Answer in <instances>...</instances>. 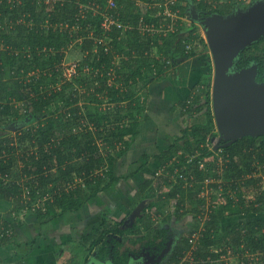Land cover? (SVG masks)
Returning <instances> with one entry per match:
<instances>
[{
  "label": "trees",
  "instance_id": "obj_1",
  "mask_svg": "<svg viewBox=\"0 0 264 264\" xmlns=\"http://www.w3.org/2000/svg\"><path fill=\"white\" fill-rule=\"evenodd\" d=\"M167 2L172 13L179 15L183 14L187 6V3L178 4L173 0H0V200H16L18 208L20 205L34 204L38 217L45 222L62 216L67 211H78L100 192L121 180L123 176L116 171L113 147L116 141L129 143L139 133L138 112L142 105L139 103L138 93L134 88L125 86L122 94L117 96L120 104L116 109L110 107V111H97L95 115L92 111L93 104L102 103L109 97L111 90H116L115 94L120 90L115 89L114 85L111 87L109 81L110 68L117 61H120V69L116 70V74L123 72V76L128 78L125 83L136 79V86L138 79L143 80L149 73H154L161 62L158 55L165 54L164 62L168 61L175 66L179 57L197 54V48H191L187 44V34L195 33L194 25L185 26L178 19L172 22L173 25L177 21L180 23L176 29L161 36L152 33L150 29L140 28L142 24L161 25L165 20L175 19L167 16L161 8ZM221 2L200 0L197 7L205 15L203 17H206L215 10L224 12ZM142 12L145 14L143 19ZM106 16L107 22L111 21L106 32L110 41L97 43L94 38H89V34L93 29L97 36L103 35V30L107 31L102 24ZM9 20L12 23L11 32L6 34L3 33L6 26L2 25ZM45 21L50 25L44 26ZM196 37L200 43L207 45L200 34ZM260 40L264 41V35ZM77 44L88 56V61L93 57L91 62L98 66V70L94 74H88L90 78H86L81 84L85 88L94 82L91 92L81 91L83 88L68 90L69 86H73L74 78H62L68 49ZM205 54L208 58V74L201 77L195 85L197 89L201 85L202 88L183 102L188 112L206 107L205 111L201 118L198 115L193 116L183 132L165 148L161 158L164 163L180 151L188 153L187 150H190L186 157L197 155L191 139L185 138L190 133L200 149L218 135L212 110L214 66L210 53ZM82 101L85 104L81 105ZM60 102L64 103L63 106L54 108ZM114 114L115 118L112 117ZM122 120L123 122H119ZM13 126L15 132H12ZM67 128L69 132L66 131ZM218 146H223L221 165L224 171L220 176L230 181L227 188L238 189L242 196L243 188L250 192L262 185V176L257 175L256 171L257 163L264 164V139L260 147H257V138L251 135L241 136L231 143L229 139H221ZM194 156L190 157L191 161ZM143 157V164L132 175L147 166L150 155L143 154ZM219 158L215 160L218 166ZM199 159H196L195 168H190L191 172L189 169L185 171V166L182 165L169 170L171 173L177 169L185 171L179 174L178 188L170 192V196L175 199L178 195L184 197L189 190L185 182L192 181V176L205 179V170L200 169ZM186 161L190 163L189 157ZM57 168L60 176L56 172ZM100 169L102 172H99ZM157 178L159 185L154 184V178H150L141 184V188L149 189L150 194L155 195L158 191L154 189L158 186L159 198H162L161 192L171 182V177L163 173ZM70 185L73 186L72 189L66 190ZM211 185L218 187L216 183ZM184 201L180 199L176 202L180 217L184 215L181 212L186 204ZM240 204H243L242 199L237 206ZM229 206L226 204L225 207L214 210L210 204V218L200 235L204 239V250H194L195 260L208 258L209 261L204 264L213 263L216 256L227 254L230 250L237 258H241L249 248L253 252H262L260 259L264 264V217L221 229L225 217L230 215L227 209L236 214L253 212L264 215V192L251 202V206ZM140 221L143 222V218ZM3 225L0 223V228L3 227L4 230L2 245H5L18 232L8 221H3ZM9 229H13L12 236L6 233ZM130 231L129 228L121 229L116 224H110L106 228V233L113 232L122 236ZM148 231L155 241L157 236L152 228ZM158 233L165 236L166 230H159ZM87 236L91 244L97 245L101 258L108 256L107 243L102 238L104 233L98 235L92 231ZM185 241L186 246L189 244V235ZM213 245L221 247L217 254L212 249ZM185 246L181 245L173 254L172 261H179L186 252ZM202 253L207 254L202 257ZM117 256L118 252L115 253V257ZM121 259L118 263L123 264L128 257L125 254Z\"/></svg>",
  "mask_w": 264,
  "mask_h": 264
},
{
  "label": "rangeland",
  "instance_id": "obj_2",
  "mask_svg": "<svg viewBox=\"0 0 264 264\" xmlns=\"http://www.w3.org/2000/svg\"><path fill=\"white\" fill-rule=\"evenodd\" d=\"M199 1L185 0L183 2V0H176L178 4L187 3L183 14L178 15L174 20H165L161 25L148 26L142 24L140 26L144 30L150 29L152 33L154 32L161 36L163 33L168 35L176 29L177 24L179 25L180 23L177 21L173 25L172 22L175 20H181L185 26L194 25L195 33H192L193 35L187 34V37L189 36L187 44L191 48H197L196 55L179 57L175 66L168 61L164 62L166 59L165 54L158 55V59L161 62L156 66L154 73H149L145 78L143 77V80L138 79L136 86L134 85L136 79H131L128 83H125L128 79H126L127 76H123V72L116 74L117 69H120L118 67L120 61H117L110 68L109 81H111V87L114 85L115 89L120 90L116 94V90H111V93L108 94L109 97H106L102 103L93 104L92 111L93 115H95L97 111H110V107L116 109L120 104L117 101V96L120 93L122 94V90L126 87L134 88L138 93L139 103L141 102L142 105L138 112L140 120L139 133L131 138L129 143L116 141L113 147V154L116 157V171L123 176L121 180L114 183L109 189L100 192L78 211H67L64 216L50 219L46 221L47 223H44V219L38 217L35 210L36 205L34 204L32 206L20 205L18 208L16 200H0V223L4 226L3 221H8L18 232V235L13 239L11 238L9 243L5 245H2V233L0 234V264H120L118 261H121V256L125 254L128 257L127 261L124 262L125 264H174L175 262L171 259L173 254L179 250L181 245L185 246V242L187 243L185 239L190 234L189 232H192L191 230H194V227L201 225L197 212L204 205L203 202L211 204L214 210L223 208L226 204L230 205L229 208H233L236 206L235 203L240 202L241 199L243 204H240L237 208L251 206L254 194L251 192H243L242 196L239 193L236 194V192L227 188V184H230V181L220 176L224 171L221 165L223 146L218 145L221 140L220 137L223 135L217 127L218 124H216L218 137L206 147L204 145L201 146V149L197 147V142L191 133L185 137L191 139L194 149L198 153H196V156L191 154V156H194L192 161L190 159L191 156L186 157L190 150H187L188 153L180 151L175 156H171L167 163L161 160L164 156L165 148H168L174 142V139L183 132L190 119L196 115L200 117L206 108L199 111L194 109L188 112L186 111L187 106H184L183 103L189 99L190 95L194 94L197 89L195 85L200 78L208 74L206 52L210 53L211 62L214 66L213 68H215L213 52L210 48V38L214 35L215 30L211 25L205 23V20L209 21L210 19L203 17L199 7H197ZM221 1V8L224 12L215 10V13H213L211 11V18L222 16L228 20L229 28L236 29L246 38L245 43L232 57L226 74L228 77H232L236 73L246 71L252 74V80L256 84L264 83V41L260 40L264 35V0ZM110 4L115 6L112 2ZM150 5L151 3L149 2ZM144 16L145 14L142 12L141 19ZM167 16L171 17L172 15ZM107 18L108 16L105 17L102 23L105 27L111 22H107ZM11 24L10 20L8 23H3L2 26H6L3 33L9 34L11 32ZM43 25L49 26L50 23L45 21ZM106 32H108V29L107 31L103 30V35L100 34L103 37H101L97 36L96 31L93 29L90 31L89 38H94L97 43L109 42L110 39ZM199 34L205 39L207 45L199 42L196 37ZM95 51H97V47ZM155 51H157V48ZM162 55L165 57H162ZM91 60L88 61V56L84 54L79 44L68 49L64 60L65 70L63 71L64 74H62L63 80L74 78L73 86H69L68 90L83 88L81 91H92L91 89L95 85L94 82L85 88L81 86L86 78H90L88 74H92V72L94 74L95 70H98V66L94 65ZM122 65L126 66V63L122 62ZM83 67L85 70H83ZM125 70L128 69L126 68ZM101 72L104 73L106 71L101 70ZM74 74L76 77H72ZM213 75L215 76L214 71ZM147 98H149L148 101L146 100ZM63 104V102H60L54 108L59 105L63 106ZM80 104L83 105L85 102L82 101ZM112 117L115 118V114ZM119 122H123V120ZM66 131L69 132V129L67 128ZM12 132H15L14 126L12 127ZM247 135L257 138V147H260L264 139V131ZM259 150L261 149L259 148ZM210 151L213 153L208 154L207 152ZM143 154L150 155L147 159V166L136 175H132L143 164L145 160ZM188 157L189 164L186 161ZM197 158H200L199 162H204L205 179L202 180L192 176V181L188 180L187 183L185 182L189 190L186 191L187 193L184 197L178 195L175 199L170 196V192L178 188L180 182L179 174L188 169L191 172V169L195 168ZM217 158H219V166L215 162ZM180 165L185 166L184 170L179 171L177 169L174 173L169 171L171 168L176 166V169ZM257 166L256 174L262 176L261 184L263 185L264 164L257 163ZM56 172L58 176L61 175L58 168ZM99 172H102V169ZM163 173L169 174L171 182L161 192L162 198H159L158 186L154 189L158 191L155 195H151L149 189L143 190L141 188V184L150 178H154L156 181L154 184L159 185L157 176ZM213 183L218 184V187L211 185ZM72 187L71 185L67 186L66 190H71ZM180 199L185 200L184 202L186 203L181 209V212H184L181 217L176 206V202ZM159 209H162L163 216L167 214L172 217L168 220L165 218L160 219L163 216H158ZM227 210L228 213H232L231 209ZM153 212L157 214L155 215ZM240 214L242 215L240 216L241 219L248 217V221L247 218L243 219L247 222L259 218L253 212ZM150 215L151 217L149 218ZM139 217L143 218V222L139 221ZM240 217H234V222L241 220L239 219ZM227 222H222L223 227L221 229L226 227ZM108 223L109 225L116 224L121 229L123 225L131 231L123 236L113 232L106 233V228L109 227ZM132 225H144V232L137 233V230ZM147 225L152 228L157 236L154 244L149 243L153 239L152 234L148 236L142 235L148 234ZM0 229L3 231V227ZM162 229L167 230V235L164 236L158 233ZM92 231L98 235L104 233L102 238L107 243L109 251L108 256L105 258H101L98 255L97 245L91 244V240L87 236ZM262 233L264 232L262 231ZM8 234L12 236L13 229ZM203 240L201 236L194 244L189 242L185 246V255L191 253L193 246L202 252L204 250ZM220 248V245L212 246L215 254L220 251ZM117 252L118 256L115 257ZM202 254V257H204L207 253ZM261 257L262 252H253V250L248 248L241 258H237L235 254L227 253L225 257L216 256V261L213 263L221 264L216 262H220L222 258H225L228 260V264H263ZM225 262L223 261L222 264H226ZM184 264L193 263L192 261H186Z\"/></svg>",
  "mask_w": 264,
  "mask_h": 264
},
{
  "label": "water",
  "instance_id": "obj_3",
  "mask_svg": "<svg viewBox=\"0 0 264 264\" xmlns=\"http://www.w3.org/2000/svg\"><path fill=\"white\" fill-rule=\"evenodd\" d=\"M207 18L211 19V16ZM211 20L215 21V25H211L215 33L210 38V44L219 34L218 38L221 39L219 46L214 44L211 49L215 62L213 113L223 135L220 138L229 139L231 143L241 136L264 131V83L256 84L252 80V74L246 71L228 77L226 73L231 59L246 38L236 29L221 30L228 25V20L222 16ZM209 21L205 20V23L208 24Z\"/></svg>",
  "mask_w": 264,
  "mask_h": 264
},
{
  "label": "built area",
  "instance_id": "obj_4",
  "mask_svg": "<svg viewBox=\"0 0 264 264\" xmlns=\"http://www.w3.org/2000/svg\"><path fill=\"white\" fill-rule=\"evenodd\" d=\"M172 1V0H170ZM176 1V0H173V2ZM113 3V2H112ZM165 12H166V15H172L173 18L177 17L179 14H177L176 12L175 13H172L171 9H170V5H169V2H167L166 4V7H161ZM178 11H180V9H178ZM108 20V18H107ZM174 20V19H173ZM107 28H109V24L106 25ZM198 154V153H197ZM205 166H204V162L200 161V169H203ZM179 170V169H178ZM231 191H233V188L231 189ZM203 199V198H202ZM200 199V200H202ZM203 206L202 208H200V210L197 212L198 213V217L201 221V226L197 229H194V230H191L192 232H189V242L191 244H194L197 239L200 237L201 235V231L202 229H204V226L206 224V221L210 218V212L212 211V209L210 208V204H206V202H203ZM11 229L7 230V234L8 232L10 231ZM2 235L4 234V230L1 232ZM9 235V234H8ZM197 249V247L193 246V248H191V253L189 255H185L186 252H185V256H181L179 261H175L174 264H184L186 263V261H189L193 264H204L206 261H209L208 259H198V260H195V257H194V250ZM196 261V263H195Z\"/></svg>",
  "mask_w": 264,
  "mask_h": 264
},
{
  "label": "crops",
  "instance_id": "obj_5",
  "mask_svg": "<svg viewBox=\"0 0 264 264\" xmlns=\"http://www.w3.org/2000/svg\"><path fill=\"white\" fill-rule=\"evenodd\" d=\"M195 93V92H194ZM263 189H264V183H263V185H261L259 188H255V189H252L250 192L252 193V194H254L255 196L253 197V200H256L257 199V197L258 196H260L264 191H263ZM233 191L234 192H236V194L238 193V189H236V190H234L233 189ZM243 192H245V193H247L248 192V190H246V189H244L243 188ZM244 199V198H243ZM239 204V202H237V203H235V205L236 206H234V208H236L237 207V205ZM125 210H126V208H124ZM127 211V210H126ZM129 211V210H128ZM155 215L157 214V213H155V212H153ZM242 213H244V212H242ZM252 214V213H251ZM254 215H257V217H259V218H261V217H264V215H262V214H255V213H253ZM65 215V214H64ZM64 215H62V216H64ZM244 215V214H243ZM158 216L159 217H161V216H163V212H162V209L160 210H158ZM240 216H242L240 213H230V215H227L226 217H225V222H227L226 223V227H228L229 225H232V226H235V225H237L238 223H240V222H242V221H245V220H243V219H246L247 218V221H248V217H246V218H242L241 219V217ZM59 217H61V216H59ZM151 217V215L149 216V218ZM172 216L170 215H164L163 216V218H160V219H166V220H168V219H170ZM234 217H240L239 219H241V220H236L235 222H234V220H235V218ZM140 218H142V217H139L138 219H139V221H140ZM254 220V219H253ZM251 221V220H250ZM141 222V221H140ZM224 222V221H223ZM44 223H47L46 221L44 222ZM132 226H134L135 227V229L137 230V233H141V231L142 232H144V225H139V226H136V225H132ZM198 227V226H197ZM196 227V228H197ZM122 228H128V227H125V226H123L122 225ZM138 228H140V230L138 229ZM146 229H148V230H151V228L149 229V228H146ZM149 232V231H148ZM18 234V233H17ZM149 235H151L150 233H148ZM147 234V235H148ZM142 235H145V236H147L146 234H142ZM166 235H167V230H166ZM154 240V238L152 239V241ZM151 241V240H150ZM153 244H154V241L152 242ZM152 243H150V244H152ZM243 245V244H242ZM244 245H246V244H244ZM229 253L230 254H234V253H232L231 252V250L229 251ZM225 255L226 254H222V255H220L219 257H225ZM172 259V258H171ZM222 261H220V262H216V263H223V261H226L225 263L226 264H228L229 262H228V260H226L225 258H222L221 259ZM175 261V260H174ZM123 264H125V263H123Z\"/></svg>",
  "mask_w": 264,
  "mask_h": 264
},
{
  "label": "flooded vegetation",
  "instance_id": "obj_6",
  "mask_svg": "<svg viewBox=\"0 0 264 264\" xmlns=\"http://www.w3.org/2000/svg\"><path fill=\"white\" fill-rule=\"evenodd\" d=\"M199 9H200V8H199ZM200 12L202 13V10H201V9H200ZM213 13H215V11H214ZM202 14H203V13H202ZM203 15H204V14H203ZM210 15H211V14H210ZM210 15L206 16V18L209 17ZM204 16H205V15H204ZM213 18H214V17H213ZM213 18H211V19H213ZM211 19H210V21H209L208 24H209V25H215V21H212ZM226 26H227V27L223 26V27L221 28V30L224 31L225 29L229 28L228 25H226ZM221 30H220V31H221ZM219 35H220V34H219ZM219 35H218L216 38H218ZM216 38H215V40L213 39V41H212L213 44H212V43L210 44V48H211V49H213V45H214V44L216 45V47L219 46L218 44H220V40H221V39L218 38V39L216 40ZM214 71H215V68H214ZM212 85H213V84H212ZM201 86H202V85H201ZM198 89H199V88H198ZM196 90H197V89H196ZM217 137H218V136H217ZM217 137H216V138H217Z\"/></svg>",
  "mask_w": 264,
  "mask_h": 264
},
{
  "label": "clouds",
  "instance_id": "obj_7",
  "mask_svg": "<svg viewBox=\"0 0 264 264\" xmlns=\"http://www.w3.org/2000/svg\"><path fill=\"white\" fill-rule=\"evenodd\" d=\"M184 13V12H183ZM204 18H206V17H204ZM214 73H215V71H214ZM214 76V75H213ZM212 84H213V79H212ZM202 87V86H201ZM211 90H213V85H212V88H211ZM199 91V90H198ZM212 110H213V106H212ZM215 122H216V120H215ZM216 124H217V122H216ZM217 127H218V125H217ZM216 137L217 136H214L213 137V139H212V141H214L215 139H216ZM177 261V260H176ZM175 262V261H174Z\"/></svg>",
  "mask_w": 264,
  "mask_h": 264
}]
</instances>
